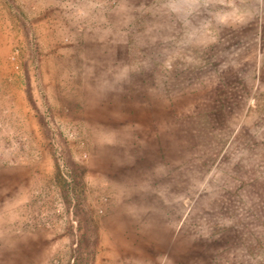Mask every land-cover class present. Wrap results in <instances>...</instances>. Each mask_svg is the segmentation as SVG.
Returning <instances> with one entry per match:
<instances>
[{
	"label": "rangeland",
	"instance_id": "374dc122",
	"mask_svg": "<svg viewBox=\"0 0 264 264\" xmlns=\"http://www.w3.org/2000/svg\"><path fill=\"white\" fill-rule=\"evenodd\" d=\"M0 264H264V0H0Z\"/></svg>",
	"mask_w": 264,
	"mask_h": 264
}]
</instances>
